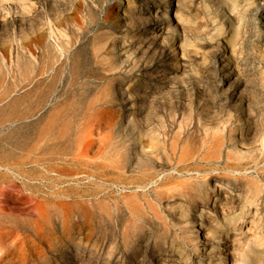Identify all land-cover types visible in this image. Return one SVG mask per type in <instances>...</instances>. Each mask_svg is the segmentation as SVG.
<instances>
[{"label": "rangeland", "instance_id": "1", "mask_svg": "<svg viewBox=\"0 0 264 264\" xmlns=\"http://www.w3.org/2000/svg\"><path fill=\"white\" fill-rule=\"evenodd\" d=\"M218 256L264 264V0H0V264Z\"/></svg>", "mask_w": 264, "mask_h": 264}, {"label": "bare ground", "instance_id": "2", "mask_svg": "<svg viewBox=\"0 0 264 264\" xmlns=\"http://www.w3.org/2000/svg\"><path fill=\"white\" fill-rule=\"evenodd\" d=\"M34 1V0H33ZM140 2V1H139ZM31 3H33V2H31ZM130 3V2H129ZM133 4V3H132ZM263 4V3H262ZM135 5V4H134ZM129 6H130V4H129ZM131 10L130 9H127V13L129 14V13H132V14H134L135 12H137L138 13V11H142L143 9H142V5H141V3H139L138 5H135V6H133V5H131ZM164 11V10H163ZM125 12V11H124ZM127 13H125V14H127ZM169 13H170V10L167 8V9H165V15H163V18L165 19V21H164V25H166V26H169V21H168V17H169ZM246 20V19H245ZM173 34V33H172ZM232 37V36H231ZM132 150V152H135L136 154H139V152H142L143 154H145V155H148V154H150V153H158V147H156V146H146V147H144V146H140V147H138L137 148V146H133L132 148H131ZM184 157V156H183ZM183 157L181 158V159H183ZM138 160H140V159H138ZM150 160V159H149ZM179 161V160H178ZM229 163V162H228ZM232 163V162H231ZM230 163V164H231ZM149 164H151V161H149ZM183 164V163H182ZM185 164V163H184ZM193 164H195V163H193ZM192 165V164H191ZM183 166V165H182ZM187 166H188V164H187ZM198 166V165H197ZM200 166V165H199ZM186 167V166H185ZM192 167V166H191ZM183 168V167H182ZM181 168V169H182ZM234 167H230V166H225L224 167V169L226 170V169H228V171L226 172V175H228V176H233L232 178H234V179H236L237 181L236 182H238V185H239V179H240V177H242V176H239V174H236V175H234L233 174V172H235L234 170H236V169H233ZM186 169V168H185ZM175 170H176V168H175ZM178 170V169H177ZM179 170H180V168H179ZM198 170V169H197ZM244 170H245V168H244ZM182 171V170H181ZM183 171H185V170H183ZM195 171V170H194ZM243 171V170H242ZM179 172V171H178ZM186 172V171H185ZM188 172V171H187ZM200 172V171H199ZM208 172V171H207ZM245 172V171H244ZM204 173V172H203ZM239 173V172H238ZM242 173V172H241ZM183 174V173H182ZM206 174L207 173H204L203 175H195V177H192V178H195V180H194V184L197 186L198 184L200 185V188L202 189V191H203V197H202V199H203V201L204 200H208L209 199V197L211 196L210 195V192L208 191V190H206L207 188H206V185L208 186V177L206 176ZM250 175V174H249ZM155 176V175H154ZM174 177H175V175H173ZM188 176H190V175H188ZM191 176H193V175H191ZM213 176H215L214 177V180H215V182H217L216 184H217V186H218V188H219V191H220V193H222V192H225V187H230V184H231V181L229 180V179H223V180H220L221 178H222V176H224V175H213ZM227 176V177H228ZM251 176V175H250ZM210 177V176H209ZM212 177V176H211ZM253 177V176H252ZM153 177H151V178H147L149 181H147V179H144V182H143V184H141L140 185V187H141V189H143L144 187H145V185H147V183L148 182H152V179ZM170 178H172V175H171V173H168L165 177H164V179L162 178L161 180H160V182L159 183H161V184H163V183H165V182H167V181H169V179ZM188 178V177H187ZM147 181V182H146ZM155 181V180H154ZM159 181V180H158ZM242 182V181H241ZM241 182H240V184H241ZM158 184V183H157ZM244 184V183H243ZM156 185V184H155ZM163 186V185H162ZM242 186H245V184L244 185H242ZM150 187H152V186H150ZM198 187V186H197ZM246 187H247V184H246ZM249 187V186H248ZM251 188H253V194H256L257 193V191H255V187L253 186V185H251L250 186ZM155 188L156 187H154L153 188V190H155ZM158 188V187H157ZM231 188V187H230ZM236 188H237V186H236ZM212 189V188H211ZM216 189V188H215ZM246 189V188H245ZM227 191H228V189H226ZM248 190V189H247ZM246 190V191H247ZM144 191H146V190H144ZM147 191H148V189H147ZM230 193V192H229ZM247 193H249L248 191H247ZM238 194V193H237ZM248 196V195H247ZM253 196V195H252ZM249 197V196H248ZM244 200V199H243ZM247 200V199H246ZM216 201H217V198L214 200V202L216 203ZM247 202V201H246ZM255 202V201H254ZM250 203V202H249ZM243 204V203H242ZM245 205V204H244ZM185 206V205H184ZM189 206V205H188ZM242 206V205H241ZM190 207V206H189ZM244 207V206H243ZM254 207V206H253ZM257 207V206H256ZM241 208V207H240ZM202 210V209H201ZM247 211V210H246ZM189 212H190V209L189 208H185V210H184V212H181V213H183V216H184V220H186L188 223H189ZM208 212V211H207ZM209 213V212H208ZM240 213V212H239ZM199 215H200V213H198ZM241 214V213H240ZM255 214V213H254ZM209 215V214H208ZM236 215H238V214H236ZM242 215H244V214H242ZM198 216V215H197ZM223 216V219L221 220H219L218 219V217L217 218H215V219H217L216 220V225H215V229L214 230H211L209 233H211L212 235H213V237H214V239H216L217 241H215V244H211L210 246H209V248H210V250L211 251H215V252H217V253H219L220 252V249H219V244L221 243V233H220V229H222V228H227L226 226L227 225H232V226H237V225H239L238 223H237V221L239 220V218H238V220L236 221V216L235 217H231V218H227L226 217V215L224 214V215H222ZM241 216V215H240ZM251 216V215H250ZM253 216V215H252ZM238 217V216H237ZM242 217V216H241ZM244 217V216H243ZM220 218V217H219ZM249 218V217H248ZM244 219V218H243ZM242 219V220H243ZM240 220H241V218H240ZM255 220V219H254ZM243 221H245V223H246V220H243ZM250 222V221H249ZM251 222H252V219H251ZM188 223H186L185 224V226H184V228H185V232L187 233V239L189 240V242H191L192 243V245H193V250H197L198 249V241H197V235L198 234H200V233H198L197 232V229H195L193 226H192V224L191 225H188ZM191 223V222H190ZM240 223V222H239ZM244 223V224H245ZM253 223H254V221H253ZM240 226V225H239ZM193 227V228H192ZM238 227V226H237ZM209 228V227H208ZM217 228V229H216ZM240 228V227H239ZM238 229V228H237ZM184 231V230H183ZM184 232V233H185ZM196 232V233H195ZM204 235H206V232H204L203 233ZM229 250V249H228ZM227 251V250H226ZM227 252H229V251H227ZM217 264H225V261L222 259V258H220L219 256H218V258H217Z\"/></svg>", "mask_w": 264, "mask_h": 264}]
</instances>
